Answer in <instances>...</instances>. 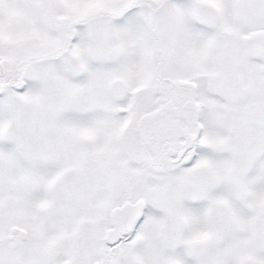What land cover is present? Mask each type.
Returning a JSON list of instances; mask_svg holds the SVG:
<instances>
[{"label": "snow or ice", "instance_id": "snow-or-ice-1", "mask_svg": "<svg viewBox=\"0 0 264 264\" xmlns=\"http://www.w3.org/2000/svg\"><path fill=\"white\" fill-rule=\"evenodd\" d=\"M0 264H264V0H0Z\"/></svg>", "mask_w": 264, "mask_h": 264}]
</instances>
